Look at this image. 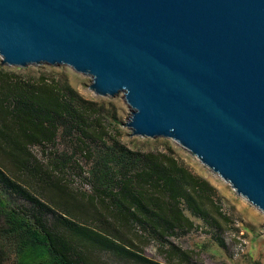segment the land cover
Segmentation results:
<instances>
[{
  "label": "water",
  "instance_id": "1",
  "mask_svg": "<svg viewBox=\"0 0 264 264\" xmlns=\"http://www.w3.org/2000/svg\"><path fill=\"white\" fill-rule=\"evenodd\" d=\"M0 62L65 63L122 91L264 212V0H0Z\"/></svg>",
  "mask_w": 264,
  "mask_h": 264
},
{
  "label": "trees",
  "instance_id": "2",
  "mask_svg": "<svg viewBox=\"0 0 264 264\" xmlns=\"http://www.w3.org/2000/svg\"><path fill=\"white\" fill-rule=\"evenodd\" d=\"M116 124L112 112L66 76H23L0 63V163L36 186V194L29 192L0 165V264L7 251L13 264H93L92 248L135 264H204L170 237L194 228L191 216L213 227L212 234L222 227L220 218L230 221L215 186L170 146L122 143L109 127ZM48 144L53 148L42 162L31 146ZM70 174L88 186L81 191L85 204L74 201ZM15 194L30 205L12 203ZM137 239L158 242L166 262L144 255Z\"/></svg>",
  "mask_w": 264,
  "mask_h": 264
},
{
  "label": "rangeland",
  "instance_id": "3",
  "mask_svg": "<svg viewBox=\"0 0 264 264\" xmlns=\"http://www.w3.org/2000/svg\"><path fill=\"white\" fill-rule=\"evenodd\" d=\"M1 63V62H0ZM5 68L11 69L23 76H37L40 73L57 74L66 76L68 81L84 97L97 101L114 114L117 124L110 125L111 132L127 146L139 149H162L170 146L173 153L188 166L194 173L207 178L216 188V195L222 202V208L230 216V221L224 222L221 218L222 227L216 233H211L215 229L205 224L199 217L191 216L196 224L194 228L186 233H179L171 236V241L186 249L193 260L204 264H264V212L249 202L244 196L238 194L233 187L213 172L207 165L202 163L195 155L179 144L176 140L168 136L156 135L145 136L131 134L130 128L125 124L130 115L131 106L126 101L122 91L113 95H101L95 93L89 87L91 77L88 74L76 71L65 63L50 64L48 62L29 63L24 66L1 63ZM65 142H57V147L64 146ZM53 145L48 144L46 148L41 145L31 146L36 158L44 162L46 151L52 149ZM83 157L80 155V162ZM4 171L18 179V181L33 194L35 182L28 175L13 171V166L0 163ZM16 173V174H15ZM73 179L71 185L75 188L74 201L85 204L81 191H88V186L82 183L77 174L66 175V178ZM12 203L17 206L28 207L27 199L18 194L13 195ZM89 210H94L92 206L86 204ZM48 216H51L49 213ZM218 236V237H214ZM218 238H222L224 244L219 243ZM139 250L154 260L166 262L165 253L158 242L154 240L137 239ZM11 248H8L10 250ZM9 258L4 264H13V254L8 252ZM88 256L93 264H135L131 260L120 258L108 251L97 248L88 249ZM167 264H170L166 262Z\"/></svg>",
  "mask_w": 264,
  "mask_h": 264
},
{
  "label": "bare ground",
  "instance_id": "4",
  "mask_svg": "<svg viewBox=\"0 0 264 264\" xmlns=\"http://www.w3.org/2000/svg\"><path fill=\"white\" fill-rule=\"evenodd\" d=\"M221 177V176H220ZM234 189V188H233ZM239 194V193H238ZM241 195V194H240Z\"/></svg>",
  "mask_w": 264,
  "mask_h": 264
}]
</instances>
